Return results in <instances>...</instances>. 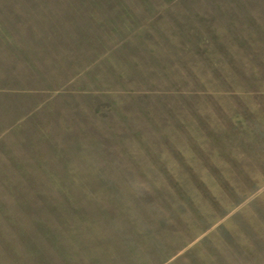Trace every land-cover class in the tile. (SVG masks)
I'll list each match as a JSON object with an SVG mask.
<instances>
[{
    "label": "rangeland",
    "instance_id": "obj_1",
    "mask_svg": "<svg viewBox=\"0 0 264 264\" xmlns=\"http://www.w3.org/2000/svg\"><path fill=\"white\" fill-rule=\"evenodd\" d=\"M0 264H264V0H0Z\"/></svg>",
    "mask_w": 264,
    "mask_h": 264
}]
</instances>
